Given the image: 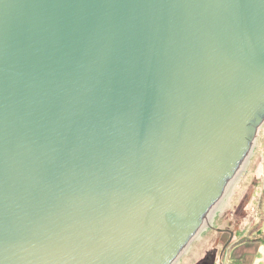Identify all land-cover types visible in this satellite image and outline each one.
Wrapping results in <instances>:
<instances>
[{
    "label": "water",
    "instance_id": "1",
    "mask_svg": "<svg viewBox=\"0 0 264 264\" xmlns=\"http://www.w3.org/2000/svg\"><path fill=\"white\" fill-rule=\"evenodd\" d=\"M263 124L264 0H0V264H173Z\"/></svg>",
    "mask_w": 264,
    "mask_h": 264
},
{
    "label": "rangeland",
    "instance_id": "2",
    "mask_svg": "<svg viewBox=\"0 0 264 264\" xmlns=\"http://www.w3.org/2000/svg\"><path fill=\"white\" fill-rule=\"evenodd\" d=\"M254 150L255 152L259 151V155L264 154V124L258 130L257 137L251 149V155ZM251 155H249V157ZM252 157L253 156L250 157L248 163L245 162L243 164L244 171L240 172L241 174L238 173L240 176L237 175L238 178L236 176L234 181L215 204L205 220L207 224H205V222L203 223L195 237L185 247L173 264L224 263L226 254H223L222 249L226 243L224 244L222 242L223 235L221 234V227H223V229H229L231 225L233 229L240 230V233L244 231L243 233L247 235L248 231L253 228L255 224L261 222L260 229L264 231V197L262 198L263 201H259L261 192L263 193L264 191V189L263 191L261 190L263 181L260 180L258 186L252 188V190L248 188L250 175L247 174V169L256 166V164H249L250 161H253V163L255 162V159L252 160ZM234 220L240 221L241 226L247 222L251 223L247 227L243 226L239 228V224L237 222L235 224ZM231 232H233V230ZM219 242L221 247L220 250L218 248Z\"/></svg>",
    "mask_w": 264,
    "mask_h": 264
},
{
    "label": "crops",
    "instance_id": "3",
    "mask_svg": "<svg viewBox=\"0 0 264 264\" xmlns=\"http://www.w3.org/2000/svg\"><path fill=\"white\" fill-rule=\"evenodd\" d=\"M251 156H253L252 160L255 159V162L253 163V161H250L249 164H256V166H254L253 168L251 167L247 169L248 171L247 174L250 175V179L248 181V184H249L248 188L252 190V188L257 187L258 182L262 180L263 184H262L261 190L263 191L264 189V154L259 155V151L255 152L254 150ZM250 157L248 158V160H246L247 163L249 162ZM242 171H244V167L242 168L240 172ZM240 174L238 175L240 176ZM263 197H264V191L263 193L261 192V198L259 200L260 202L264 200ZM234 222L235 224L236 222L239 224V228H242L243 226L247 227L251 223V222L249 223L247 222L246 224L241 226L240 221L234 220ZM221 228H222L221 234L223 235L222 242L224 244L228 241L230 237V233L233 230V237H232L231 242L227 245V247L224 250L222 249L223 254L224 255L226 254L225 256L226 260L222 264H264V242L251 241V240L241 241L242 238L246 236L243 233L244 231L240 233V230L233 229L231 225L229 229L227 228L223 229V227ZM218 248L219 250L221 249L220 242H219Z\"/></svg>",
    "mask_w": 264,
    "mask_h": 264
},
{
    "label": "trees",
    "instance_id": "4",
    "mask_svg": "<svg viewBox=\"0 0 264 264\" xmlns=\"http://www.w3.org/2000/svg\"><path fill=\"white\" fill-rule=\"evenodd\" d=\"M260 227L261 222L255 224V226H253V228L248 231V234L244 238H242L241 241L251 240L264 242V231H262Z\"/></svg>",
    "mask_w": 264,
    "mask_h": 264
},
{
    "label": "bare ground",
    "instance_id": "5",
    "mask_svg": "<svg viewBox=\"0 0 264 264\" xmlns=\"http://www.w3.org/2000/svg\"><path fill=\"white\" fill-rule=\"evenodd\" d=\"M250 153H251V151H250ZM250 153L248 154V156H246L244 162L242 163V165L240 166V168L238 169V171L236 172V174L232 177V179H231L230 182L228 183V186L226 187V189H227V188L229 187V185L234 181V179L236 178V176H237L238 173L240 172L239 170L242 169L243 164H244V163L246 162V160L248 159ZM226 189H225V191H226ZM225 191H224V192H225ZM223 194H224V193H223ZM221 197H222V196H221ZM221 197H220V198H221ZM220 198H219V199H220ZM219 199H218V200H219ZM217 202H218V201H217ZM217 202H216V203H217ZM216 203H215V204H216ZM215 204H214V206H215ZM214 206L211 208V210H210L209 213L207 214L206 218L208 217V215L210 214V212L212 211V209L214 208ZM216 208H217V207H216ZM206 218H205V220H206ZM205 220L203 221V223L205 222ZM205 224H207V223L205 222ZM202 225H203V224H202ZM202 225H201V226H202ZM201 226H200V227H201ZM178 257H179V256H178Z\"/></svg>",
    "mask_w": 264,
    "mask_h": 264
}]
</instances>
